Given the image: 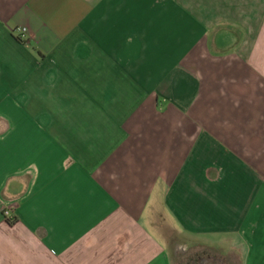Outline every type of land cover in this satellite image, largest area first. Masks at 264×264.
Instances as JSON below:
<instances>
[{
  "label": "crops",
  "instance_id": "obj_1",
  "mask_svg": "<svg viewBox=\"0 0 264 264\" xmlns=\"http://www.w3.org/2000/svg\"><path fill=\"white\" fill-rule=\"evenodd\" d=\"M222 239L264 264V0H0V264Z\"/></svg>",
  "mask_w": 264,
  "mask_h": 264
},
{
  "label": "rangeland",
  "instance_id": "obj_2",
  "mask_svg": "<svg viewBox=\"0 0 264 264\" xmlns=\"http://www.w3.org/2000/svg\"><path fill=\"white\" fill-rule=\"evenodd\" d=\"M228 241H229V239H222V243H221L222 244V251L219 250V253L214 252V251H210V253H211L210 255L212 256V258H214V260H220L222 262V264H241L239 254L230 252V249H228L229 248L228 247L229 246ZM215 242H219V240H217ZM179 252L181 254H179L177 256V258H175V260H177V262L179 264H187L189 261L192 260L193 257L196 258L197 256H201L203 254L202 249H200V250L195 249L194 251L192 250L190 252L189 251L183 252L181 250ZM221 252H222V255L220 254Z\"/></svg>",
  "mask_w": 264,
  "mask_h": 264
},
{
  "label": "built area",
  "instance_id": "obj_3",
  "mask_svg": "<svg viewBox=\"0 0 264 264\" xmlns=\"http://www.w3.org/2000/svg\"><path fill=\"white\" fill-rule=\"evenodd\" d=\"M16 36L17 38L24 42L23 40L26 38L27 36V30L25 28H19V29H16ZM2 217L7 220V221H11L12 219V211L11 209L7 208V207H4L2 209Z\"/></svg>",
  "mask_w": 264,
  "mask_h": 264
}]
</instances>
